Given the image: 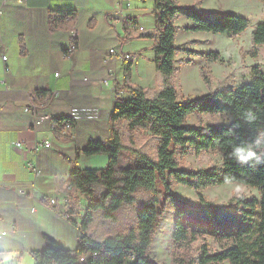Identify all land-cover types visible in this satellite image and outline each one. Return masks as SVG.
I'll return each instance as SVG.
<instances>
[{
  "label": "crops",
  "instance_id": "0c3cea01",
  "mask_svg": "<svg viewBox=\"0 0 264 264\" xmlns=\"http://www.w3.org/2000/svg\"><path fill=\"white\" fill-rule=\"evenodd\" d=\"M178 1L185 8L199 3L210 15L232 12L250 19L257 11H264L261 0ZM154 7L155 0H0V232H6L0 236V252H14V264H38L32 252L53 243L69 249L78 247L79 225L92 198L73 183V167L104 168L109 163V154L85 155L83 149L93 139L106 142L112 136L117 99L130 96L126 90H117L118 84L126 83L129 64L132 85L145 88L151 97L162 88L155 61L156 39L152 36L157 26ZM64 10L73 11L72 17L54 21L53 13ZM176 23L180 98L190 94L202 97L211 88H218L216 85L222 88L226 82L227 86H239L253 77L252 66L250 76L240 82L228 79L232 68L227 61H240L241 48L253 46L250 33L188 31L185 27L194 22L183 14ZM73 30L78 33L77 49L66 57ZM243 35L250 40L246 47L241 41ZM219 36L226 39L229 55L216 48ZM111 48L135 57L126 62L117 60L110 54ZM211 51H219L221 59H209L206 53ZM3 52L8 55L6 64ZM206 66L215 76L211 88L202 76L201 69ZM111 72L116 78L106 84ZM35 91L54 96L47 102ZM29 97L33 106L46 102L39 113L49 114V118L39 126L34 125L33 114L27 110ZM72 108L83 111L82 117L73 120L72 128L65 131L66 119L61 124L57 119L69 118ZM214 113L197 111L188 124L197 126L199 116ZM133 136L142 148L136 133ZM125 138L127 131L124 141L130 146ZM43 139L51 140L52 145L37 149ZM17 141H23L24 146H16ZM126 151L131 152L126 149L121 155ZM134 158L137 163V156ZM68 182L73 183L71 188L66 186ZM71 196L73 201L69 202Z\"/></svg>",
  "mask_w": 264,
  "mask_h": 264
},
{
  "label": "trees",
  "instance_id": "16d2710c",
  "mask_svg": "<svg viewBox=\"0 0 264 264\" xmlns=\"http://www.w3.org/2000/svg\"><path fill=\"white\" fill-rule=\"evenodd\" d=\"M72 13L55 11L53 19L65 20ZM153 13L157 26L152 36L156 39L155 61L162 88L154 96H148L145 88L130 83L128 65L126 83L118 84L117 90H126L130 96L117 99L112 114V136L106 142L93 139L83 149L85 155L109 154L108 165L81 168L76 164L72 169L73 183L92 198L79 225L82 233L79 245L69 249L53 243L35 250L32 254L38 264H158L152 260L150 251L169 204L177 209L173 242L184 255L176 259V264H264V164H241L231 157L235 145L251 142L257 136L264 144V69L255 64L250 80L239 86L212 90L202 97L180 98L176 83L179 15L194 22L185 30L214 33H242L250 20L232 12L210 15L201 10L199 3L185 8L178 0H155ZM253 44L252 54L257 57V47L264 45V19L254 28ZM186 51L195 53L191 49ZM206 56L211 60L221 58L219 51ZM202 76L210 87L213 81L210 68L203 67ZM35 92L38 95L41 91ZM42 98L46 99L47 95ZM197 111L230 113L233 119L228 124L189 125V117ZM65 119L68 118L62 116L57 120L61 124ZM126 130L130 146L124 141ZM139 130L151 132V138L157 142L156 154L137 146L133 135ZM192 147L197 151L219 148L223 163L212 168L183 167L178 156L190 154ZM126 149L137 156L136 164L120 165V156ZM228 182L257 187L261 197L237 195L226 204H218L203 193L205 188ZM176 184L192 187L200 203L183 198L175 190ZM145 194L149 196L147 199ZM125 205L139 207L136 224L128 231L110 233L103 238L90 232L98 212L104 219L114 220ZM202 232L220 237L222 248L213 250L205 242L198 247L197 256L194 255L192 245Z\"/></svg>",
  "mask_w": 264,
  "mask_h": 264
},
{
  "label": "rangeland",
  "instance_id": "374dc122",
  "mask_svg": "<svg viewBox=\"0 0 264 264\" xmlns=\"http://www.w3.org/2000/svg\"><path fill=\"white\" fill-rule=\"evenodd\" d=\"M262 3L264 4V1H262ZM263 19H264L263 10L262 11L259 10L256 12V14H252L251 18L249 19L250 25L244 32L250 33L251 38H252V43H253L254 28L256 24ZM241 41H243V44H245V47H246L248 44L247 42L250 40L248 36L243 35ZM216 44H217L216 48H219V50L223 51L224 53L227 52V55L231 53V51H228L227 49L228 43L226 42V39L224 37L219 36V38L216 40ZM214 45H215V41H214ZM253 47H254V44L248 49L247 48L244 49V46L241 48V55L243 56V58L240 59V61H235L234 59H230L229 61H227L231 65V68H232V70L229 69L228 71L230 74L228 76V79L232 83L240 82L241 80L245 79V77L250 76L251 67L254 66L255 64H259L264 69V45H259L257 47V50H258L257 57L254 54H252ZM232 54H235V53L232 52ZM224 62H226V60ZM206 67L210 68L209 66H206ZM212 76H213V73H212ZM214 80H215V76H213V81ZM176 83H177V80H176ZM225 83L224 85L226 87L227 84ZM219 84H220V81H219ZM216 86L218 88H215L214 91L221 88L220 85H216ZM211 87L212 85L210 86V88ZM212 90L213 89L211 88V91ZM194 94H197V93H194ZM184 97H187V96L185 95ZM231 118H232V115L230 113L216 112L212 115L208 114L207 116H204V117L199 116V118L197 119L199 120L198 121L199 123L210 122L213 124H221L223 122L227 124L231 121ZM193 121H195L194 123H198L196 121V118H194ZM135 133L137 135L139 145L142 146L141 149L146 148L147 151L151 152L152 154H155V148H156L155 143L156 142L155 140L151 138V134H149L147 130H141V131L139 130V131H136ZM125 140L129 142V144H131V140L129 136H128V139L125 138ZM130 151L131 152H127V151L124 152L123 156L121 155L120 157L121 166L136 164L134 163L135 158H134L133 151L131 149ZM178 158L180 160L181 165L187 169H192V168L198 169L200 167L212 168L214 166H219L223 163V154L219 148H211L209 150L197 151L195 147H192L190 150V154L185 155V156L179 155ZM175 190L186 200L193 201L195 203H200L199 196L192 187L186 186L183 184H176ZM203 193L208 199L214 200L218 204H226L234 196H237V195H241V196L245 195L247 197L257 196L258 198L261 197L259 188L252 187L250 185H245L243 183H238V182H228V183H224L218 186H210L208 188L203 189ZM148 197H149L148 195L146 194L144 195V199H147ZM85 199H87V197ZM138 208H139L138 205H133V206L125 205L118 212L117 218L114 220L104 219L102 217L101 212H98L96 216V223L92 227L93 234L99 238H103L107 234H110V233L128 231V229L131 226L136 224V214H137ZM176 214H177L176 207H174L172 204H169V208L163 216V220L160 225V228L154 237L153 244H152L151 251H150V256L152 260L158 264H176L177 258L182 259L184 257V255H182L181 251H179L176 248L173 242V225H174L173 222L176 217ZM205 242H208L210 247L213 250L217 251L222 248V242H220V237H215L211 233H203L202 236L192 245L193 247L192 252L194 255L197 256L198 247Z\"/></svg>",
  "mask_w": 264,
  "mask_h": 264
},
{
  "label": "built area",
  "instance_id": "2783aa9c",
  "mask_svg": "<svg viewBox=\"0 0 264 264\" xmlns=\"http://www.w3.org/2000/svg\"><path fill=\"white\" fill-rule=\"evenodd\" d=\"M1 17H2V10L0 9V26H1ZM71 18V14L67 15V18ZM143 28V27H142ZM71 36H72V41L70 43V45L67 47V50L65 52V56L68 57L70 56L76 49H77V40H78V33L76 30H73L71 32ZM110 54H114L115 58L117 60H132L135 56L131 53H127L125 52L123 49L121 51H117L116 48H111L110 49ZM2 58L4 63L6 64V53L3 52L2 53ZM58 75V73H57ZM109 78H116V73L115 72H111L108 77L105 79V83L108 84L109 83ZM40 95H47V102L51 100V98L54 96L52 93L51 94H45L44 92H40ZM30 97H32V93L30 94ZM30 97H29V102L27 104V110L30 111L33 114V123L35 126H39L41 125L47 118H49V114H40L39 110L41 109V107L46 103V102H41V106H33L30 104ZM38 98V97H37ZM87 113H89V111H86ZM82 113L83 111H81L78 108H72L71 112L68 115V119H66L64 121V128L66 129L65 131H69L72 126H73V120H77L79 118L82 117ZM2 119V115L0 112V121ZM53 124H57L56 121H53ZM16 146L18 147H23L24 146V142L23 141H17ZM52 145V141L49 139H43L42 141L37 143V149H39L40 147L46 146V147H50ZM38 169V167H37ZM73 185L72 182H68L67 183V187L71 188ZM73 201V197L71 196L69 198V202ZM52 203H55V199L52 200ZM5 231L0 232V236H2L3 234H5ZM82 235V233H80L79 230V237ZM96 254V252L94 253Z\"/></svg>",
  "mask_w": 264,
  "mask_h": 264
},
{
  "label": "clouds",
  "instance_id": "9594fccd",
  "mask_svg": "<svg viewBox=\"0 0 264 264\" xmlns=\"http://www.w3.org/2000/svg\"><path fill=\"white\" fill-rule=\"evenodd\" d=\"M231 157L241 164L250 162H254L257 165L264 164V144L260 142L257 136L251 142L235 145L232 149ZM15 255L14 252H0V264H14Z\"/></svg>",
  "mask_w": 264,
  "mask_h": 264
},
{
  "label": "bare ground",
  "instance_id": "6f19581e",
  "mask_svg": "<svg viewBox=\"0 0 264 264\" xmlns=\"http://www.w3.org/2000/svg\"><path fill=\"white\" fill-rule=\"evenodd\" d=\"M7 61H8V55L6 54V63H7ZM122 61H125V60H122ZM128 61V60H127ZM47 99V98H46ZM54 126H55V124H54Z\"/></svg>",
  "mask_w": 264,
  "mask_h": 264
}]
</instances>
